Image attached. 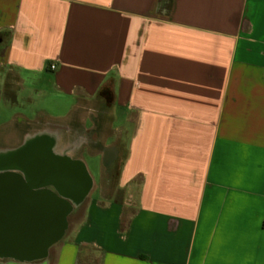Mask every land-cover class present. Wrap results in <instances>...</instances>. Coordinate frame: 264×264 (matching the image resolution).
<instances>
[{
  "label": "crops",
  "instance_id": "0c3cea01",
  "mask_svg": "<svg viewBox=\"0 0 264 264\" xmlns=\"http://www.w3.org/2000/svg\"><path fill=\"white\" fill-rule=\"evenodd\" d=\"M159 3L0 0V132L103 164L40 262L264 264V0Z\"/></svg>",
  "mask_w": 264,
  "mask_h": 264
},
{
  "label": "water",
  "instance_id": "95a60500",
  "mask_svg": "<svg viewBox=\"0 0 264 264\" xmlns=\"http://www.w3.org/2000/svg\"><path fill=\"white\" fill-rule=\"evenodd\" d=\"M43 139L53 142L48 135L43 136L22 152L12 154L9 159L8 168L12 174L23 170L28 177L27 185L11 174L6 181L12 200L6 221L0 212V264H33L45 258L51 244L62 236L71 206L46 190V187H55L62 197L78 204L94 186L82 162L57 157L49 150L39 149L41 146L36 144ZM36 187L44 190L29 199V206L23 209L19 197L15 195ZM36 200L37 214L29 209L32 208L31 201L35 203Z\"/></svg>",
  "mask_w": 264,
  "mask_h": 264
},
{
  "label": "flooded vegetation",
  "instance_id": "af4514ba",
  "mask_svg": "<svg viewBox=\"0 0 264 264\" xmlns=\"http://www.w3.org/2000/svg\"><path fill=\"white\" fill-rule=\"evenodd\" d=\"M101 96H103L105 98V105H109L110 102H111V96L110 94L108 93V91L106 90H103V92L101 93ZM51 129V130H50ZM50 132H46V133H41V134H38L36 136H39V135H43V136H49L53 139V142L51 143L50 140H45L43 139L41 143H38L36 144V146H41L39 149H41L42 151H47L49 150L51 154L53 155H56V156H61V157H67L69 158L68 156H66V154L62 155V154H58L55 150H56V145H57V136H55V131H60L58 129L57 126H54L52 128H49ZM47 134V135H45ZM35 136L33 137H28L25 141L22 140V142L17 146L15 147V149H8V150H5V151H2L0 152V212L3 213V216L5 218V221L7 220V218L9 217V214L8 212L10 211V208H11V200H12V197H11V194L9 193L8 189H7V186H6V181L8 179V177L11 175H15V177H17L20 182H22L24 185H27V173L23 170H20L19 172H16L15 174H12L10 169L8 168V163H9V159L11 158V156H9L8 152L10 151H16L17 153H20L23 151V149H25L30 143H32L31 139L34 138ZM51 149V150H50ZM56 153V154H55ZM112 155H113V152L112 151H109L108 154H107V158L106 160H110L112 158ZM73 161H76L72 158H69ZM2 186V188H1ZM54 193L55 191H57L55 189V187H52L51 188ZM44 189H40L38 187L36 188H33V189H28V190H22L20 193H18L17 195H15L16 197H19L20 199V202H21V206L22 208L24 209V207H28L29 204H28V201L29 199L35 197L34 195H37L39 193H41ZM55 195V194H54ZM30 197V198H29ZM31 206L32 208H29V209H32L35 211V213L37 214V208H38V201L36 200L35 203L33 201H31ZM22 209V210H23ZM24 211V210H23ZM4 262H6V260H4ZM33 264H45V262H40V261H37V262H34Z\"/></svg>",
  "mask_w": 264,
  "mask_h": 264
},
{
  "label": "rangeland",
  "instance_id": "374dc122",
  "mask_svg": "<svg viewBox=\"0 0 264 264\" xmlns=\"http://www.w3.org/2000/svg\"><path fill=\"white\" fill-rule=\"evenodd\" d=\"M44 128H46L48 132H50L51 130V129L49 130V128H47L46 126L43 127L41 125L29 126L28 129L29 131H31L30 133H32V135H36L38 132L40 133L41 131H43ZM22 140H23V134H21L20 131L17 129H6L0 132V152L8 149H12V150L15 149V147H17V145H19ZM83 157L91 177L97 184H100L102 168H103L102 158L97 156L95 157L91 156L87 150H84ZM96 195L97 193L94 192L92 194V197L94 198ZM53 259L54 258L51 257L50 261L47 262V264H53L54 262ZM95 262L96 259L94 258L92 264H96Z\"/></svg>",
  "mask_w": 264,
  "mask_h": 264
},
{
  "label": "trees",
  "instance_id": "16d2710c",
  "mask_svg": "<svg viewBox=\"0 0 264 264\" xmlns=\"http://www.w3.org/2000/svg\"><path fill=\"white\" fill-rule=\"evenodd\" d=\"M175 1L176 0H160V3H159L160 11L168 15L173 10Z\"/></svg>",
  "mask_w": 264,
  "mask_h": 264
},
{
  "label": "bare ground",
  "instance_id": "6f19581e",
  "mask_svg": "<svg viewBox=\"0 0 264 264\" xmlns=\"http://www.w3.org/2000/svg\"><path fill=\"white\" fill-rule=\"evenodd\" d=\"M43 135H44V134H43ZM43 135L35 136L34 138L31 139V141L34 142L35 140H37V139H39V138L42 139V138H43ZM50 150H51V149H50ZM14 153H17V152H16V151H10V152H8L9 156H11V155L14 154ZM55 154H56V153H55ZM55 156H56V155H55ZM57 157H61V156L58 155Z\"/></svg>",
  "mask_w": 264,
  "mask_h": 264
},
{
  "label": "built area",
  "instance_id": "2783aa9c",
  "mask_svg": "<svg viewBox=\"0 0 264 264\" xmlns=\"http://www.w3.org/2000/svg\"><path fill=\"white\" fill-rule=\"evenodd\" d=\"M55 68H56V66H55V65L51 66V69H52V70H54Z\"/></svg>",
  "mask_w": 264,
  "mask_h": 264
}]
</instances>
